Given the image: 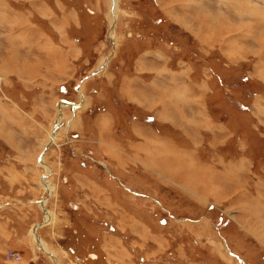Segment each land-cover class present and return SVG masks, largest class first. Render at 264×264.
Instances as JSON below:
<instances>
[{"label":"rangeland","instance_id":"1","mask_svg":"<svg viewBox=\"0 0 264 264\" xmlns=\"http://www.w3.org/2000/svg\"><path fill=\"white\" fill-rule=\"evenodd\" d=\"M239 1L0 0V264H264V1Z\"/></svg>","mask_w":264,"mask_h":264},{"label":"crops","instance_id":"2","mask_svg":"<svg viewBox=\"0 0 264 264\" xmlns=\"http://www.w3.org/2000/svg\"><path fill=\"white\" fill-rule=\"evenodd\" d=\"M264 1V0H263ZM230 5L233 3L234 4V8L236 9V7H238V8H242L241 9V11H243V12H245V10H246V7H247V5H246V3L243 1V3L242 2H240L239 0H229V2H228ZM249 9H251V8H249ZM253 16H255L257 19H259V22H264V15H261V14H259V13H254V15ZM2 21V23L4 22V26H5V24L6 23H8L9 25H12V23H9L7 20H1ZM0 21V22H1ZM256 21H254L253 23H255ZM2 23H0V25L2 26L3 24ZM248 30H249V28H247ZM259 29H262V28H259ZM6 32H4V33H6V34H8L5 38H4V43H3V48L4 47H6L7 45H8V43H9V39L7 38V37H10V38H12V37H15L14 36V34H12L11 32H12V30L10 29V30H5ZM27 34H28V30H24ZM25 32H22L23 34H25ZM249 35H250V33H249ZM240 37H244V36H240ZM30 38V37H29ZM263 38H264V36H263ZM26 43H28L27 42V40L25 41ZM5 44V45H4ZM23 46L24 47H27L26 46V44H23ZM27 48H29V47H27ZM30 48H32V47H30ZM119 92L120 91H118V92H115V94H113L112 95V97L113 98H115L114 100L113 99H110L108 96L106 97V103H107V105H109L112 101L114 102V106H124V107H128L129 105L128 104H126V102L123 100V98H124V96H123V98H122V95L121 94H119ZM169 96V95H168ZM167 96V97H168ZM131 99V98H130ZM111 100V101H110ZM21 102H22V100H21ZM138 102V101H137ZM19 106V105H18ZM22 108V107H21ZM122 108V107H121ZM23 109V108H22ZM150 110V109H149ZM152 111V110H151ZM131 112H134L135 113V110L134 111H131ZM141 111H139L138 113H140ZM159 112V111H158ZM117 113H118V111H117ZM144 113V115H148L147 114V112H142V114ZM149 113H153V112H149ZM157 125H159V126H161V127H163V126H165L166 127V130L164 131V132H169V133H171V130H170V128L169 127H167V125L165 124V123H163L160 119H155V121H154ZM122 126V125H121ZM138 126H136V125H132V127H124L125 129L126 128H132V132L131 133H133V136L135 135V129L137 128ZM164 127V128H165ZM144 128V127H143ZM169 128V129H168ZM124 129V130H125ZM134 129V130H133ZM144 129H146V128H144ZM170 130V131H169ZM128 133H130L129 131H126V134H128ZM125 134V135H126ZM149 135V134H148ZM132 136V139H134V137ZM143 138H144V140H145V137H147V138H149V137H152V136H142ZM179 137V136H178ZM177 140H180L181 141V138H176ZM134 143V142H133ZM133 143L131 144V145H133ZM137 143V142H136ZM136 143H134V145L136 144ZM138 148V147H137ZM196 154V153H195ZM187 168H189L190 170H188ZM187 170V171H186ZM193 170H195V172H193ZM181 171V170H180ZM200 171H201V169L199 168V170H196L195 168H194V166L191 168L190 166H186L185 167V170L183 171V173L181 174L182 175V177H181V180L183 181V183H185L186 185H187V187H190V188H194L196 185H197V188L195 189L194 188V190H198V188H200V187H202L203 188V191H200V192H207L206 190H204V189H209V187H207V185L205 184V183H203L202 182V184H201V182L200 181H198V179H197V177H200L199 176V174L198 173H200ZM189 172V173H188ZM194 179H196L195 181L197 182V184L195 185V186H193V185H189V184H191L190 182L192 181V180H194ZM261 182H264L263 180L261 181ZM200 184L202 185V186H200ZM189 185V186H188ZM198 185H199V187H198ZM204 185V186H203ZM212 186H214L213 184H211ZM211 185H210V188H212L211 187ZM217 193H219V192H217ZM218 195H220V193L218 194ZM259 197H261V195H259ZM220 198V197H219ZM207 201V200H206ZM257 201V204H258V200H256ZM259 205V204H258Z\"/></svg>","mask_w":264,"mask_h":264},{"label":"built area","instance_id":"3","mask_svg":"<svg viewBox=\"0 0 264 264\" xmlns=\"http://www.w3.org/2000/svg\"><path fill=\"white\" fill-rule=\"evenodd\" d=\"M10 256L11 257H14V258H16V257L18 258V254L17 253H14V252H10Z\"/></svg>","mask_w":264,"mask_h":264},{"label":"bare ground","instance_id":"4","mask_svg":"<svg viewBox=\"0 0 264 264\" xmlns=\"http://www.w3.org/2000/svg\"><path fill=\"white\" fill-rule=\"evenodd\" d=\"M115 2H116V0H114V5H115ZM114 19H115V18H114ZM52 140L55 141V137H53ZM151 143H152V142H151ZM192 164H193V163H192ZM186 171H187V170H186ZM182 173H183V172H182ZM188 173H189V172H188ZM192 181H193V180H192ZM240 182H241V181H240ZM190 183H192V182H190ZM184 185H186V184H184ZM189 185L191 186V184H189ZM189 185H188V186H189ZM195 185H196V184H195ZM131 190H132V189H131ZM218 194H219V193H218Z\"/></svg>","mask_w":264,"mask_h":264},{"label":"water","instance_id":"5","mask_svg":"<svg viewBox=\"0 0 264 264\" xmlns=\"http://www.w3.org/2000/svg\"><path fill=\"white\" fill-rule=\"evenodd\" d=\"M73 106H76L75 104H73Z\"/></svg>","mask_w":264,"mask_h":264}]
</instances>
